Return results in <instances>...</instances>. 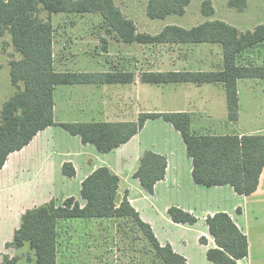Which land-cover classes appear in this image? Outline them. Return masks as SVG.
I'll list each match as a JSON object with an SVG mask.
<instances>
[{"label":"crops","instance_id":"obj_1","mask_svg":"<svg viewBox=\"0 0 264 264\" xmlns=\"http://www.w3.org/2000/svg\"><path fill=\"white\" fill-rule=\"evenodd\" d=\"M203 1L190 0L185 13L180 15L187 17L190 7L197 2L203 20L189 18L183 22L170 20L171 16L177 14L165 18L150 17L147 12L149 0H146L144 20H135L134 16L127 15L115 3L127 18L133 20L138 32L151 35L161 33L169 25L190 29L216 19L231 24L225 19L213 17L217 12L215 0H211L215 13L205 15L202 11ZM226 4L229 5V0H226ZM52 22L55 29L53 58L57 71L134 74V80L127 83L57 85L54 93L56 122H128L137 121L139 115L146 112H189L192 115V129L196 133L240 136L264 134V127L242 124V79L238 81L240 111L236 121L229 119L223 84H154L142 81L144 72L220 70L224 65L222 44L128 43L105 20ZM94 38L100 39L103 48L98 46L99 42L92 45L96 41ZM112 43L117 44L118 48L115 49ZM8 55L10 58L5 64L0 58V69L6 67L10 72V61L21 58V54L14 50ZM215 98L220 103L213 102ZM218 105L226 107L225 117L218 122H211L214 121V114H217ZM227 121L230 125L227 130L221 126L214 129L213 123L227 124ZM234 125H241L242 128L232 129ZM147 150L164 155L168 163L165 178L156 183L154 193L147 192L140 179L135 177L140 159ZM65 163H71L75 168L73 177L63 172ZM102 166L109 167L120 177V200L127 196L141 218L151 225L160 243L171 244L177 253L187 259L188 264H213L208 258V250L217 245L208 230V216L227 212L247 235V210L251 197L259 194V200L262 201L260 207L264 209V169L258 189L251 195H241L231 185L209 187L196 183L193 159L188 154L181 132L162 117L148 119L127 143L106 153L100 152L92 143H84L79 135L71 134L62 126L53 125L40 131L24 148L13 152L0 170V217L12 220L5 228L6 233L9 231L8 236L0 238V260L4 255L13 257L16 254V248L7 247V244L12 242L27 210L52 200L62 202L70 197H75L84 205L82 183ZM231 200L233 203H227ZM172 206L190 212L198 221L195 224L174 222L168 213ZM70 222L73 221L61 219L59 222L57 264H109L106 234L110 227L103 223L105 220L83 218L81 222H74L76 224ZM177 229L197 234L195 248L184 238L173 235ZM202 237L207 239V243L201 241ZM247 260L249 255L238 261V264Z\"/></svg>","mask_w":264,"mask_h":264},{"label":"trees","instance_id":"obj_2","mask_svg":"<svg viewBox=\"0 0 264 264\" xmlns=\"http://www.w3.org/2000/svg\"><path fill=\"white\" fill-rule=\"evenodd\" d=\"M190 0H149L147 12L152 18L171 14L183 15ZM247 0H229L230 6L244 9ZM202 11L211 16L215 8L204 0ZM57 13H99L125 42H213L223 46V68L217 71L144 72L142 81L163 83H220L226 89L229 119H239L238 81L243 78L264 79V64H242L239 57L264 42V23L253 30L241 31L224 20L206 21L185 29L169 25L157 34L138 32L114 0H0V38L11 34L12 45L21 58L10 61V74L16 87L3 104L0 117V170L9 156L28 145L42 130L59 125L84 143H92L100 152H110L127 143L148 119L163 118L178 129L193 159V177L205 186L231 185L241 195H251L259 186L264 169V134H200L192 129L189 112H146L137 121L128 122H61L55 121L54 93L57 85L80 83H127L134 80L131 72L57 71L53 58L54 25ZM167 159L152 150L144 152L135 177L142 187L154 193L156 183L165 178ZM63 172L73 177L71 163ZM120 177L109 167L94 170L82 183V205L75 197L52 200L27 210L7 247L21 248L29 244L28 262L57 264L58 228L61 219L128 218L133 221L159 260L160 264H188L171 244L162 245L151 225L145 222L127 196L117 203ZM168 213L180 224H195L190 212L172 206ZM216 247L208 250L213 264H238L249 255L248 236L227 212H217L206 219ZM201 241L207 243L205 237ZM0 264H19V257L4 255Z\"/></svg>","mask_w":264,"mask_h":264},{"label":"rangeland","instance_id":"obj_3","mask_svg":"<svg viewBox=\"0 0 264 264\" xmlns=\"http://www.w3.org/2000/svg\"><path fill=\"white\" fill-rule=\"evenodd\" d=\"M115 1L127 15L134 16L135 20H144L143 17H145L146 0ZM247 1L246 8L239 9L237 6L232 7L226 4V0H215L217 12L213 17L225 19L241 31L253 30L258 25L264 23V0ZM170 18V20L173 19L183 22L189 20V18L192 20H203V15L198 8L197 2H195L193 6L190 7L189 15H187V17L173 15ZM52 19L103 20L101 15L94 13H57L53 15ZM94 39L96 41H93L92 45L99 42L98 46L103 48L102 42L99 41L100 39ZM112 45L115 49L118 48L117 44L112 43ZM13 51L12 37L11 34L7 32L2 38H0V58L4 62L3 64H5L6 60L10 58V55L8 54H11ZM239 62L242 64H264V42L244 52L239 57ZM240 81L241 90L243 92L242 109H244V123L242 124L250 127H264V79L243 78ZM248 82V85H244V83L247 84ZM15 90L16 87L12 83L8 69L6 67L0 69V117L3 104L13 95ZM142 101L145 102L144 100ZM212 101L217 104L220 103L217 98ZM216 107L217 114H214V121L211 122H218L225 117L224 111L226 110V107L220 105ZM218 126H221L224 130H227L230 127L228 121L227 124L213 123L214 129H217ZM231 127L236 130L242 128L241 125H234ZM227 203L233 202L231 200V202ZM261 204L262 201L259 200V194L251 197L248 203L246 226L249 241V260L244 261L243 264H264V209L263 207H260ZM82 219L83 218H72L67 220H71L73 222L70 223L76 224L74 222H81ZM11 222L12 220H8L7 217H0V238L8 236L9 231L6 233L5 228ZM103 223L111 229H109L106 234L108 237L109 264H160L149 246L148 241L131 219L112 218L105 219V222ZM243 227L246 229L245 226ZM173 235L178 238H184L195 248L194 243L197 234L194 231L187 232L182 229H177ZM15 250L16 254L13 256L19 257V264H34V262H28V256L30 254L29 244H25L21 248ZM13 252L15 253V251ZM3 258L0 261H2Z\"/></svg>","mask_w":264,"mask_h":264},{"label":"water","instance_id":"obj_4","mask_svg":"<svg viewBox=\"0 0 264 264\" xmlns=\"http://www.w3.org/2000/svg\"><path fill=\"white\" fill-rule=\"evenodd\" d=\"M116 201H117V203L120 202V197H118V198L116 199Z\"/></svg>","mask_w":264,"mask_h":264}]
</instances>
